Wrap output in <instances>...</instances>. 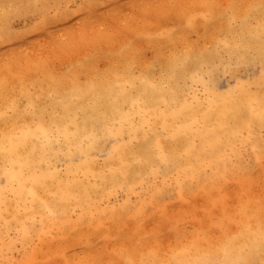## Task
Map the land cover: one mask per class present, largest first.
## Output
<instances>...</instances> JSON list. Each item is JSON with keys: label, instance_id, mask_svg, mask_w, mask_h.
Returning <instances> with one entry per match:
<instances>
[{"label": "snow or ice", "instance_id": "6c2138e0", "mask_svg": "<svg viewBox=\"0 0 264 264\" xmlns=\"http://www.w3.org/2000/svg\"><path fill=\"white\" fill-rule=\"evenodd\" d=\"M0 264H264V0H0Z\"/></svg>", "mask_w": 264, "mask_h": 264}]
</instances>
